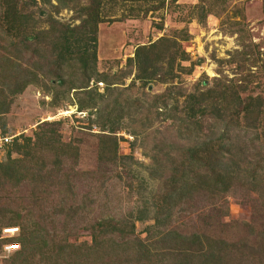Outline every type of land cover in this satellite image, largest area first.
<instances>
[{"label":"trees","instance_id":"16d2710c","mask_svg":"<svg viewBox=\"0 0 264 264\" xmlns=\"http://www.w3.org/2000/svg\"><path fill=\"white\" fill-rule=\"evenodd\" d=\"M85 1L0 0V116L31 82L49 94L51 105L65 102L86 114L85 125H74L80 135L72 130L67 140L60 138V119L41 120L30 135L9 139L0 158V205L15 201V210L22 209L17 189L26 179L32 186L25 199L53 193L57 201L51 204L50 218L60 217L65 234L74 232L67 228L69 221L83 218L81 226L89 235L78 242L66 241L64 235L55 240L53 230H41L30 217L15 213L1 224L19 228L15 236L3 239L17 243L4 264L35 257L31 264H264V96H242L233 79L221 77L202 87L203 76L188 91L173 84L175 76L196 63L188 60L174 34L137 44L132 56L125 57L130 66L117 74L97 71V24L114 16L112 7L121 0ZM191 6L197 21L209 12L203 0ZM61 9L72 10L71 18L78 22L58 20L54 14ZM131 66V82L118 86ZM134 79L137 87L150 81L165 86L157 93L140 89L132 96L128 89ZM0 126L3 131L2 117ZM120 130L131 136L128 153L118 152ZM83 133L95 139V163L88 169L78 163ZM134 145L141 147L147 162L133 156ZM122 174L129 203L119 209L106 203L105 183ZM79 180L88 188L78 202H67ZM94 189L103 198L91 218ZM229 193L248 202L254 217L249 229L261 233L255 244L246 235L225 238L227 223L219 218L226 214L222 197ZM145 220L151 222L139 237L134 223Z\"/></svg>","mask_w":264,"mask_h":264},{"label":"rangeland","instance_id":"374dc122","mask_svg":"<svg viewBox=\"0 0 264 264\" xmlns=\"http://www.w3.org/2000/svg\"><path fill=\"white\" fill-rule=\"evenodd\" d=\"M204 5L209 7V12L205 15L202 21H197L194 18L192 4L197 0H163L160 2H137L135 0H121L112 7L114 16L102 20L97 24L96 45H95V68L97 71H102L111 75L118 73L119 69L128 68L130 65L125 63V57L132 56V51L137 44L146 43L155 39L157 36L166 34H174L178 38V42L184 50L188 52L189 59L196 63L193 64L189 72L185 70L179 73V76L173 79V84L183 87L185 91L192 89L193 85L199 78L206 77V81L202 87L211 86V78L221 77L224 80L233 79L239 85V94L245 96L259 95L264 96V0H203ZM85 0H79V3H85ZM109 5H105L104 9H108ZM148 7V8H147ZM147 8V9H146ZM33 14L36 13L35 7H31ZM73 15L70 9H61L54 16L65 22L76 23V18H71ZM116 17V18H112ZM112 18V19H111ZM37 27H43L42 23ZM3 27L0 28L2 34ZM36 29V27H35ZM0 34V35H1ZM186 35L184 39H181ZM11 38V35H7ZM188 60L181 61L182 64H188ZM133 75V66L129 74L125 75L122 83L118 86H125L131 82ZM44 81L48 78L45 76ZM43 78V77H42ZM41 80V77H40ZM118 82V81H117ZM116 82L117 85L118 83ZM91 83V81L89 82ZM139 82L133 80L128 92L132 96L138 94L139 90L146 91L149 95L160 92L165 86L164 83L158 81H150L143 86L137 85ZM98 90L103 87L101 82H97ZM201 86V85H200ZM12 102L6 112L2 114L4 121V130H1L0 135H4L7 141L0 143V158L3 155L4 149L7 147V142L10 137H14L19 133L30 135L35 124L41 120L60 119L61 122L57 125L60 132V138L67 140L71 135V131L79 136L74 125H85L84 112H76L75 106L62 102V105L55 106L49 103L50 96L40 89L37 84L31 82L25 85L23 91L12 97ZM78 117L79 120L73 119ZM93 130L95 126H91ZM123 138L118 139V152L128 153V140L130 135L123 130L118 131ZM84 140L80 144L79 167L83 169L92 168L94 166V137L85 135ZM11 138V139H12ZM141 147L134 145L131 153L143 162L148 159L142 157ZM12 155H17L12 152ZM66 170V169H65ZM125 174L119 179L113 176L111 180L106 181L105 190L107 193L108 206L113 204L119 205V209L127 206L129 203L126 200ZM17 189L21 195L22 209H17L15 201L8 207L0 205V264L6 263L4 259L10 251L4 250L3 239L5 237L15 236L19 228L9 226L12 231H6L9 227H3L1 224L16 216L15 213L22 215L21 218L30 217L35 221V226L41 230L52 231L51 238L59 240L58 237H65L66 241L78 242L83 239L88 240L89 235L82 228L85 223L83 218L74 219L67 223V228L74 232L65 234L62 230L59 216H55L53 220L49 216L51 214V204L57 201V197L53 193L47 196H42L44 192H40L37 196L33 195L30 199H25L29 196V189L32 183L24 179L20 182ZM83 180L75 183V194L72 197H67V202L79 201L81 193L88 187L84 185ZM91 185V184H90ZM8 185L3 186V190ZM17 188V187H16ZM43 191V190H42ZM2 191V195H3ZM94 196L97 192L94 189ZM98 197V198H97ZM93 205L94 209L90 212L91 218L97 215V200L102 199L103 195L98 194ZM132 198L129 195L128 198ZM114 198V199H113ZM121 198V201L119 200ZM226 203V214L219 219L223 223H227L224 231L225 238L227 236L236 237L246 235V239L255 244L261 233L250 231L248 223L252 222L254 217H251L248 202L243 203L238 195L225 194L222 197ZM110 200V201H109ZM20 202V201H19ZM29 204V206L27 205ZM90 206V203H89ZM42 215V216H41ZM150 220L136 221L134 223V232L143 237L145 232L143 228ZM234 224L235 228L230 225ZM212 227V228H211ZM211 231L218 233L213 226ZM214 229V230H213ZM67 230V229H66ZM7 243H16L15 240ZM17 244V243H16ZM36 255V253H34ZM29 259L26 263L31 264L35 261Z\"/></svg>","mask_w":264,"mask_h":264},{"label":"built area","instance_id":"2783aa9c","mask_svg":"<svg viewBox=\"0 0 264 264\" xmlns=\"http://www.w3.org/2000/svg\"><path fill=\"white\" fill-rule=\"evenodd\" d=\"M7 138H8V137H6V136H4V135H0V143H1V142H4V141H7ZM10 244H12V243H6V244L4 245V250H5V251L11 250V249H13V248H16V246H17L16 243H13L14 246H10Z\"/></svg>","mask_w":264,"mask_h":264},{"label":"bare ground","instance_id":"6f19581e","mask_svg":"<svg viewBox=\"0 0 264 264\" xmlns=\"http://www.w3.org/2000/svg\"><path fill=\"white\" fill-rule=\"evenodd\" d=\"M7 229H8V230H6V231H12V230H13V229H12V228H10V227H9V228H7Z\"/></svg>","mask_w":264,"mask_h":264},{"label":"clouds","instance_id":"9594fccd","mask_svg":"<svg viewBox=\"0 0 264 264\" xmlns=\"http://www.w3.org/2000/svg\"><path fill=\"white\" fill-rule=\"evenodd\" d=\"M10 138H11V137H10ZM5 244H6V243H5ZM5 244H4V245H5ZM10 246H14V245H13V243H12V244H10ZM8 251H9V250H8Z\"/></svg>","mask_w":264,"mask_h":264}]
</instances>
